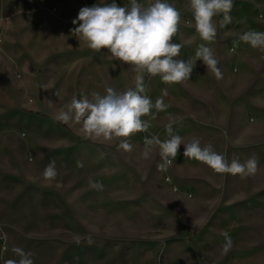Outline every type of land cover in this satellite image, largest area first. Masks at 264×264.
I'll list each match as a JSON object with an SVG mask.
<instances>
[{
  "label": "rangeland",
  "instance_id": "1",
  "mask_svg": "<svg viewBox=\"0 0 264 264\" xmlns=\"http://www.w3.org/2000/svg\"><path fill=\"white\" fill-rule=\"evenodd\" d=\"M36 2L15 0L12 19L0 26L14 77L0 134V198L13 227L6 233L0 226L7 245L0 264L19 258L13 246L31 253L34 264H264V54L224 33L203 41L185 14L186 0H174L182 20L173 42L182 44L183 60H195L205 44L222 78L200 60L180 84L145 74V94L154 104L167 89V108L142 117L151 126L133 135L132 151L125 152L118 139L85 138L79 124L55 117L73 97L106 94L105 85L118 92L134 87L132 66L107 49L88 50L72 35L85 4ZM245 27L237 26L239 35ZM170 123L185 143L199 138L229 161L255 156L257 173H216L184 157L183 144L167 171H158L159 148L143 159L144 138H170ZM52 160L58 175L47 181L43 172Z\"/></svg>",
  "mask_w": 264,
  "mask_h": 264
},
{
  "label": "clouds",
  "instance_id": "2",
  "mask_svg": "<svg viewBox=\"0 0 264 264\" xmlns=\"http://www.w3.org/2000/svg\"><path fill=\"white\" fill-rule=\"evenodd\" d=\"M194 26L200 38L208 43L215 40L218 27L223 29L232 23L231 12L234 0H188ZM259 7V5H257ZM222 16L218 23L215 18ZM182 16L168 0H154L152 3H138L130 0L129 6H119L112 0L111 3L82 7L78 17L72 23L79 24L71 30L79 41L97 53L107 49L113 60L132 66L136 73L135 86L125 91H116L113 87L105 85L106 94L97 91L88 95H81L77 99L62 106L56 115V120L64 124L76 123L85 138L111 142L119 140L118 149L131 152L133 145L130 138L139 132H146L151 126L142 119L156 112L165 111L167 105L164 96L167 89L153 104L146 95L145 74L151 77L159 76L165 84H180L190 79L196 61L200 60L216 79L222 78L218 67L219 60L212 48L200 44L195 52V60L185 61L178 59L182 44L173 43L178 34ZM264 21V14L257 18ZM188 23H192L189 21ZM240 23H246L241 20ZM239 40L249 44L254 49L264 51V32L249 29L239 35ZM154 118V117H153ZM175 123V122H173ZM170 138L161 140L159 136L144 138L142 158L147 160L156 147L159 148L161 163L157 165L158 171H167L168 166L176 159L180 145H184V157L201 162L216 173L239 175L241 178L255 175L258 171V159L250 157L241 163L238 159L229 161L224 154L214 150L211 143L201 145L199 138H193L185 143L178 134H173L172 124L166 126ZM78 166H83L79 161ZM58 173L55 160L49 162L43 172L47 181L55 180ZM90 187L101 189L102 184L90 181ZM225 248L231 247V238L225 232ZM79 243V239H77ZM4 250L7 251L5 244ZM12 252L18 259H7L4 264H34L31 253L22 248L13 246Z\"/></svg>",
  "mask_w": 264,
  "mask_h": 264
},
{
  "label": "crops",
  "instance_id": "3",
  "mask_svg": "<svg viewBox=\"0 0 264 264\" xmlns=\"http://www.w3.org/2000/svg\"><path fill=\"white\" fill-rule=\"evenodd\" d=\"M22 6H27L33 0H20ZM15 0H0V26H6V23L10 21L12 18V5ZM48 2H52L57 5H75L79 3L85 4V7H91L93 5H102L105 3H111L112 0H37L36 4L38 6L48 4ZM117 5L119 6H129L130 0H115ZM138 3L148 4L154 2V0H137ZM169 3L174 5V0H168ZM188 5V0H186ZM259 5V7H257ZM42 12L39 8L35 9V12ZM186 15H190L189 19L193 20L191 10L188 7V10L185 12ZM232 16V23L226 25V30H222L218 27L217 37L221 36L223 33L229 37H239L237 26L240 25V21H246L245 29L242 32L247 31L249 29L264 32V24L258 25L257 23V16L258 14H264V0H234V7L232 12L230 13ZM27 16V15H26ZM25 16V17H26ZM28 17L24 18L25 23L26 21L29 22ZM222 16L215 18L217 23ZM27 19V20H26ZM225 31H227L225 33ZM241 32V33H242ZM240 33V34H241ZM25 41L29 40L30 33H24ZM6 34L5 30L0 31V134L3 132L2 130L5 127V111L7 109V102H8V94L12 91L14 85V77H13V58L8 56V48L5 44ZM174 43V42H173ZM87 46V45H86ZM88 50H91L87 47ZM103 51V49L101 50ZM263 54L264 51L260 50ZM182 52V53H181ZM180 52V56L177 57L178 59H188L187 56L183 57V51ZM230 54L236 55L237 52L232 48V51H229ZM241 53L238 52L240 56ZM264 61V56L262 57ZM235 66V65H234ZM38 92L35 93L34 98H37ZM1 147V145H0ZM3 203L2 199L0 198V226L7 231L13 227L11 223V219L8 217V211L1 205ZM3 206V208H2ZM4 253L0 251V259L3 260ZM2 264V263H1Z\"/></svg>",
  "mask_w": 264,
  "mask_h": 264
},
{
  "label": "built area",
  "instance_id": "4",
  "mask_svg": "<svg viewBox=\"0 0 264 264\" xmlns=\"http://www.w3.org/2000/svg\"><path fill=\"white\" fill-rule=\"evenodd\" d=\"M0 241H1L0 251H1L2 253H4V252H5V250H4V246H5V244H6V235H5V233L2 231L1 228H0Z\"/></svg>",
  "mask_w": 264,
  "mask_h": 264
}]
</instances>
